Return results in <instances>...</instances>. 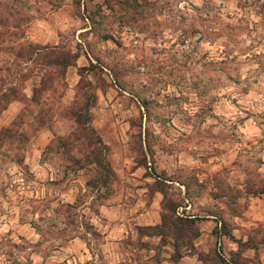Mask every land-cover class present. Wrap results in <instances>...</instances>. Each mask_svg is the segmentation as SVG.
<instances>
[{
    "label": "rangeland",
    "instance_id": "374dc122",
    "mask_svg": "<svg viewBox=\"0 0 264 264\" xmlns=\"http://www.w3.org/2000/svg\"><path fill=\"white\" fill-rule=\"evenodd\" d=\"M162 184L191 242L139 234ZM262 189L264 0H0V264H214L220 219L264 264Z\"/></svg>",
    "mask_w": 264,
    "mask_h": 264
},
{
    "label": "trees",
    "instance_id": "16d2710c",
    "mask_svg": "<svg viewBox=\"0 0 264 264\" xmlns=\"http://www.w3.org/2000/svg\"><path fill=\"white\" fill-rule=\"evenodd\" d=\"M54 61H56V64L63 62V65L65 67L73 65L75 63L74 58L70 54L60 55L56 57ZM82 69L86 68L83 67L81 68V70ZM32 100H37V93H35V91ZM89 100L90 99L88 98V101ZM88 101L86 103L87 108L90 104V102ZM6 108L7 106H5L2 111ZM72 115L78 124H87V115L82 114V112H74L72 113ZM3 130L9 131V129H2V131ZM94 141L95 147H93L92 154L90 153L88 158L91 159L90 162L92 164L96 165V172L94 177L87 182V186L98 188L107 186L112 181L114 177V171L107 158L109 147L103 143L101 137L98 135L94 137ZM165 186L166 185L162 184L159 189V191L163 194V210L161 213V223L154 226H139L138 232L139 234L143 235H145V233L147 232H150L153 235H158L162 238H164L165 236H170L174 240H186L187 242H191L192 239L197 238L200 235V230L196 226V221L198 217L195 215L178 216L177 209L179 208V205L168 197ZM262 192L264 193V189H262ZM226 204L228 207L233 208L232 203H230L229 201H226ZM219 225L220 233L236 242L239 250L236 253L231 254L230 260H226L224 259V257L218 256V259L215 260L214 264H246V260L242 257V253L248 248L256 249L257 247L255 245H251V239H248L247 241L236 240L235 237L232 235L231 231L229 230L227 222L225 220L220 219ZM201 260L205 264H209L207 260L203 258Z\"/></svg>",
    "mask_w": 264,
    "mask_h": 264
},
{
    "label": "crops",
    "instance_id": "0c3cea01",
    "mask_svg": "<svg viewBox=\"0 0 264 264\" xmlns=\"http://www.w3.org/2000/svg\"><path fill=\"white\" fill-rule=\"evenodd\" d=\"M11 108H13V103H10L7 108L5 110H3L2 112V116H6V114L9 112V110H11ZM257 200H254L252 202V205L250 206V208L253 209L252 213L256 216V210L255 208L257 207V204L255 203ZM141 215H145V214H141ZM139 220H141V217H138ZM259 220V219H258ZM139 224H142V223H139Z\"/></svg>",
    "mask_w": 264,
    "mask_h": 264
}]
</instances>
